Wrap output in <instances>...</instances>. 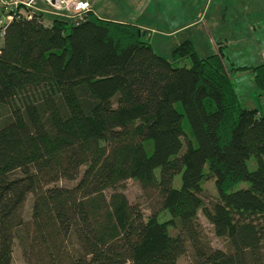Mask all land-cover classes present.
<instances>
[{
	"label": "trees",
	"instance_id": "16d2710c",
	"mask_svg": "<svg viewBox=\"0 0 264 264\" xmlns=\"http://www.w3.org/2000/svg\"><path fill=\"white\" fill-rule=\"evenodd\" d=\"M68 23L14 19L5 31L0 264H14L15 242L26 264H264V104L241 105L221 49L200 57L184 41L168 59L134 24L89 11ZM245 69L264 95V63ZM129 179L149 214L123 192Z\"/></svg>",
	"mask_w": 264,
	"mask_h": 264
},
{
	"label": "crops",
	"instance_id": "0c3cea01",
	"mask_svg": "<svg viewBox=\"0 0 264 264\" xmlns=\"http://www.w3.org/2000/svg\"><path fill=\"white\" fill-rule=\"evenodd\" d=\"M91 7V12L100 19L111 20L122 23H131L139 27L144 33L142 39L147 41L153 50L170 59L172 50L184 41H190L200 57L208 56L221 49L224 59L236 70L234 76L236 80L241 82L245 74L237 68H251L256 65L264 63V45L258 50L256 57L248 61L235 60L231 48L236 45L241 46L238 40L244 36L239 34L241 26L238 25L236 35H232L230 42L223 37L224 41L218 40L216 43L211 40L214 45L210 53L201 55L198 49L200 47H211L209 42V28L214 27L219 21H226L224 17V9L221 7L222 2H216V15L210 16L208 19L207 11L210 10L211 0H87ZM255 5L250 11L246 9L245 3L241 4V0H232V10L234 14V21L237 24L241 20L249 22L242 27L246 30L257 31L264 38V17L260 15L264 11V0H249L247 3ZM251 4V5H252ZM253 6V5H252ZM240 9H244L241 12ZM191 32V33H190ZM208 34V36H207ZM205 35V36H203ZM242 35V36H241ZM203 37L207 38V42L203 41ZM239 38V39H237ZM235 41V44L231 42ZM198 44V45H197ZM227 50L232 58H227ZM251 72V71H250ZM252 73V72H251ZM232 76V75H231ZM253 77V73H252ZM234 82V81H233ZM235 86V83H234ZM237 95L240 99V94L235 86ZM256 100H251V107L256 108L264 104V95L255 90ZM256 101V105H255ZM241 102V101H240ZM261 102L263 104H261Z\"/></svg>",
	"mask_w": 264,
	"mask_h": 264
},
{
	"label": "rangeland",
	"instance_id": "374dc122",
	"mask_svg": "<svg viewBox=\"0 0 264 264\" xmlns=\"http://www.w3.org/2000/svg\"><path fill=\"white\" fill-rule=\"evenodd\" d=\"M212 4L210 5V10H208L207 12V19L210 16L216 15V2L217 0H211ZM222 2L223 5H221V7L224 9V17L226 18V21L222 22L219 21L216 23V25L214 27H210L209 28V44L211 47L207 46V47H200L198 46V49L200 51L201 55H207L210 53L211 49L213 48L212 51H214V45L212 44L211 40H213L215 43L220 39L222 41H224L223 37H225L229 42L230 39L232 37V35H236V31H239L237 29V26L240 25L241 26V31H239V34H243L244 36H242L240 39L238 40L239 43H241L240 47H237L236 45H234L231 48L232 54L235 58V60L243 62V61H248L249 59L256 57L257 56V52L260 49V47H262L264 45V38H262L261 34L257 31H252V30H246L243 29L242 27H244L245 25H247L249 22H245L243 20H241L239 23L237 24L236 22H233L235 15L237 14L235 11L233 13L232 10V0H219ZM249 0H241V4L245 3L246 5V9L248 10V12L250 11L251 8H255V5L252 4V2L249 4L247 3ZM253 6H252V5ZM19 10L24 11L23 8L18 7ZM241 12H244V9H240ZM91 12V10L89 11ZM262 15V17H264V11L260 14ZM42 23L45 26H50L52 24L53 18H58V19H62L59 17H55L52 15H47V14H42L40 16ZM233 18V19H232ZM32 19H36L32 18ZM38 20V19H36ZM62 20H66L69 23L73 22L70 19H62ZM68 23V24H69ZM191 33V32H190ZM205 36V35H203ZM208 36V34H207ZM203 41L207 42V38L203 37ZM232 44H235V41L233 43V41L231 42ZM198 45V44H197ZM227 58H232L230 53L227 50ZM187 63V65L189 64L188 59H185L183 61H178L177 64L178 65H182L183 63ZM224 63L226 66V69L228 70V73L230 74V76L232 77V80L235 83V86L238 89V92L240 94V101H241V105L243 107H251V100L255 99L256 100V86L255 83L253 81V77H252V73L250 72V70H239V71H244L243 75L244 79L239 82L238 80H236V77L234 76V74L236 73V70L232 68V66H229L230 64L228 63V61L226 60V57L224 59ZM206 104L208 105V101H206ZM261 104H263L261 102ZM255 105H256V101H255ZM262 106V105H261ZM176 107L178 109H180V105L176 104ZM260 107V106H258ZM183 128H184V138H183V142H184V147L189 143H192V138L189 132V125L186 121V119H184L183 122ZM191 141V142H190ZM247 166L249 170H253L256 167V163L253 159V157H251L248 161H247ZM157 173V172H156ZM62 183H65L67 185L72 184L74 182H68V181H62ZM180 185V174H177L174 179H173V186L174 187H179ZM202 189H203V193H204V200L207 202L209 200H213L216 197V189L214 186V180L212 178H207L205 179L202 184ZM248 183L245 181H241L239 183H237L233 188L237 189V188H242V187H247ZM123 192L125 193L126 197L128 198V200L131 203H135L138 204L145 215L149 214L150 211V206H151V201L147 198V196L145 195V193L142 191L140 185L132 179H129L125 182V185L123 187ZM31 200H32V195L28 194L26 197V200L24 202V216H28L29 215V210H30V205H31ZM163 216L162 218L167 217V214L164 213L162 214ZM198 219L200 224L203 227L204 233L206 234V236L208 237L212 247L215 248H220V249H224L225 245H224V241L222 238L217 237L214 232H213V228L211 226V224L208 222V220L206 219V217L201 213V211H198ZM170 232L173 233V230L170 229ZM12 260L14 264H26L25 260L23 259L21 252L19 250V247L17 245V243L15 242L13 245V251H12ZM129 264V263H126ZM175 264H191L190 262V258L187 254H183L180 255Z\"/></svg>",
	"mask_w": 264,
	"mask_h": 264
},
{
	"label": "built area",
	"instance_id": "2783aa9c",
	"mask_svg": "<svg viewBox=\"0 0 264 264\" xmlns=\"http://www.w3.org/2000/svg\"><path fill=\"white\" fill-rule=\"evenodd\" d=\"M90 9L87 0H0V51L6 28L14 19L36 17L41 21L40 16L47 14L77 22L84 18Z\"/></svg>",
	"mask_w": 264,
	"mask_h": 264
}]
</instances>
